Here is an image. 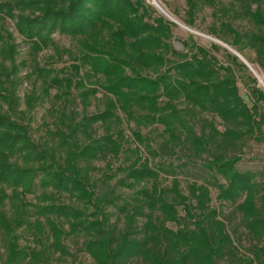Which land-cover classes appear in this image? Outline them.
Segmentation results:
<instances>
[{"label":"trees","instance_id":"obj_1","mask_svg":"<svg viewBox=\"0 0 264 264\" xmlns=\"http://www.w3.org/2000/svg\"><path fill=\"white\" fill-rule=\"evenodd\" d=\"M186 3V25L210 7L208 33L264 71V0ZM155 12L147 0H0V28L13 19L30 49L19 60L0 32V264H54L76 235L93 264H264V166L239 167L251 139L264 143V90L252 78L249 104L232 65L193 35L176 48V24ZM193 168L201 180L184 185Z\"/></svg>","mask_w":264,"mask_h":264},{"label":"rangeland","instance_id":"obj_2","mask_svg":"<svg viewBox=\"0 0 264 264\" xmlns=\"http://www.w3.org/2000/svg\"><path fill=\"white\" fill-rule=\"evenodd\" d=\"M172 14L175 18L180 20L182 24L176 23V26L174 27V34H175V47L178 49H182L183 45L181 40L188 39L190 35H193L195 40L198 42V44L203 45L210 49L214 55L220 60V63H223L224 65H232L234 68L235 73L238 75V86L240 89V94L244 98L245 101H247L249 104L251 102V96L249 94L250 91V84L252 83L251 79L256 78L257 83L256 85L264 90V83H262L261 78L264 82V71L261 68V66L258 64V62L255 59V53L253 50H245L244 53L238 51L235 47L225 43L224 41L217 39L213 35L208 33V27L212 21V9L210 7H206L204 10H202L199 15L197 16V28L189 27L185 24L183 21V18L185 17V11L187 9V3L186 0H159ZM148 3H150L154 9L156 15H163L167 19L171 20L167 16H165L153 3L151 0H147ZM172 21V20H171ZM236 26L239 28H244L248 26L246 23V20L244 19H237ZM0 32L3 36V38H6L8 34H11L12 39L7 40H13L16 43V50L18 59H26L29 55L28 52L30 51L29 46L26 42L23 41V38L19 35V33L15 29V23L13 19H9L6 21V23L1 26ZM53 37L56 42H58L62 46L69 47L71 44V38L67 35H63L59 32H55L53 34ZM226 45L230 46L231 48L227 47ZM212 44L218 45L217 49H213ZM0 45H1V39H0ZM234 50L239 52L243 59H245L249 65L242 59L238 57V60H233L230 56V54H233L237 56L234 53ZM52 52V49H46L42 52H40L39 57L42 61L48 60V55ZM250 59V60H249ZM55 63H59L58 61H55ZM245 64V65H244ZM27 67L23 66L22 75L26 73ZM32 86V81L30 79L25 78L24 82L19 87V94L22 98V101H24L25 94L28 93L29 89ZM262 106H264V101L261 102ZM49 106V103L45 104H39L35 110L34 114V125H35V136H38L41 131V121H42V115L46 112V108ZM217 124L222 127L221 125V119H217ZM241 159L239 161V167L243 169L253 168L258 169L264 166V143H257L254 139H251L250 142L247 143V145L244 147L243 151L240 152ZM103 164V163H102ZM100 165V164H97ZM199 171L197 169L188 170L185 173H182L179 175V177L183 180V184L185 185V181L188 179L197 178L201 180ZM212 188V196H213V204L216 206H219L220 202L217 199V193L218 190L215 186H211ZM30 198H33L32 195H30ZM221 206V205H220ZM234 207L227 203L222 206V210L224 213L232 217L231 211ZM115 217L113 218V220ZM172 225V224H171ZM242 240L244 246L248 245V240L246 235L242 234ZM65 242L68 244L70 248V253L67 255H64L61 259H57L58 254L53 259L54 264H72L73 262L76 263H82V264H93L94 259L91 257L89 253L82 250V244H83V238L80 235L76 236H68L65 238ZM22 243L29 244L30 239L29 238H22ZM241 249L244 248L242 247ZM242 251V250H241Z\"/></svg>","mask_w":264,"mask_h":264},{"label":"bare ground","instance_id":"obj_3","mask_svg":"<svg viewBox=\"0 0 264 264\" xmlns=\"http://www.w3.org/2000/svg\"><path fill=\"white\" fill-rule=\"evenodd\" d=\"M153 1V3H154V5L161 11V12H164V13H166L167 15H169L171 18H173V19H175L178 23H180V24H182V22H180V20H178L177 18H175L174 16H173V14L159 1V0H152ZM261 81H262V83H264L263 82V80H262V78H261Z\"/></svg>","mask_w":264,"mask_h":264},{"label":"water","instance_id":"obj_4","mask_svg":"<svg viewBox=\"0 0 264 264\" xmlns=\"http://www.w3.org/2000/svg\"><path fill=\"white\" fill-rule=\"evenodd\" d=\"M152 1V0H151ZM152 3H153V1H152ZM154 4V3H153ZM165 16H167L168 18H170L172 21H174V22H176V23H178L175 19H173V18H171L169 15H167L166 13H164V12H162ZM223 44H225V43H223ZM226 45V44H225ZM227 47H229V48H231L230 46H228V45H226ZM234 53L239 57V58H242L243 59V56L239 53V52H237L236 50H234ZM246 63H247V65H249L248 64V62L245 60V59H243Z\"/></svg>","mask_w":264,"mask_h":264}]
</instances>
